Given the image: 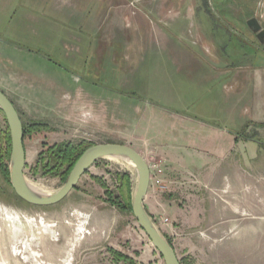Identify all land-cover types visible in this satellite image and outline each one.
Instances as JSON below:
<instances>
[{"label":"rangeland","instance_id":"1","mask_svg":"<svg viewBox=\"0 0 264 264\" xmlns=\"http://www.w3.org/2000/svg\"><path fill=\"white\" fill-rule=\"evenodd\" d=\"M125 1L137 4L148 24L136 44L143 50L131 59L123 49L117 67L109 63L99 72L96 57L39 35L40 14L61 33L90 34L75 10L56 9L50 1L0 0V90L26 128L27 181L47 193L65 184L45 168V146L139 149L149 164H161V171L151 170L145 208L183 264H264V126L227 120L233 81L216 75L243 66L246 58H223L218 67L200 30L210 16L216 38L231 40L226 49L252 54V32L238 22L247 23L259 0ZM155 23L170 44L157 39ZM176 48L197 55H176ZM7 127L0 113V132ZM220 130L230 145L213 143ZM152 147L156 151L148 152ZM125 173L134 196L135 168L102 159L65 200L38 207L22 201L0 169V264H126L116 263L110 249L135 264H165L133 212L119 207L117 175Z\"/></svg>","mask_w":264,"mask_h":264},{"label":"crops","instance_id":"2","mask_svg":"<svg viewBox=\"0 0 264 264\" xmlns=\"http://www.w3.org/2000/svg\"><path fill=\"white\" fill-rule=\"evenodd\" d=\"M46 3L50 1L51 6L65 9H73L76 14L88 21L82 19L88 26L90 34L80 36L76 32L61 33L60 29L54 27L53 19L48 16L39 15V35L48 33L55 38L62 39L61 42L65 47L72 43L74 51H83L85 55L96 57V70L102 72L107 70V65L111 63V67H117L119 56H123L124 51H129L127 57L132 59L133 56H138L137 50H143L142 46L136 44L142 43L143 36L147 29V23L140 19V10L133 1L125 0H44ZM43 1V2H44ZM40 2H42L40 0ZM42 2V3H43ZM85 15V16H84ZM88 17V18H87ZM257 17L264 28V0H259L258 4L252 9L248 18ZM208 19L201 22L204 29H200L202 34H206L204 38V49L207 54L212 56L218 67L223 65V58L232 61L236 58L245 57L246 63L243 66L235 68H224L225 70L218 72L216 75L231 77L233 81L232 91L227 96V104L225 115L228 121H232L234 125L236 120L247 118L253 123H264V43H260L254 33L249 43L253 50L252 54H248L245 50L226 49V45L230 46L228 39L216 38L217 26L216 23ZM147 20V19H146ZM161 22V21H160ZM205 23V25H204ZM248 30L246 20L238 22ZM240 25V26H241ZM127 26H133V32L128 33ZM157 33V39L164 43H169L171 40L162 31L157 24L150 25ZM209 26V27H208ZM205 29L208 31L205 33ZM251 32V31H250ZM63 34V35H62ZM61 35V37H60ZM226 37L230 36V30L226 29ZM225 38V37H224ZM228 41V42H227ZM70 42V43H69ZM124 42V43H123ZM121 43V44H120ZM141 45V44H140ZM187 51V52H186ZM191 55L192 58L197 55L182 48H176L175 54ZM195 58V57H194ZM227 61V60H226ZM112 69V68H111ZM219 71V68H218ZM242 105V106H241ZM241 112L240 116L237 113ZM100 116H102L100 114ZM219 131V130H218ZM220 138L213 139V143L217 145H230V139L225 138V132L220 130L218 134ZM203 141V140H202ZM151 144L149 143V147ZM141 154V150L133 148ZM156 151L155 148H148V152ZM165 152L164 149H161ZM153 153V152H152ZM143 156V154H141ZM144 157V156H143ZM145 158V157H144Z\"/></svg>","mask_w":264,"mask_h":264},{"label":"water","instance_id":"3","mask_svg":"<svg viewBox=\"0 0 264 264\" xmlns=\"http://www.w3.org/2000/svg\"><path fill=\"white\" fill-rule=\"evenodd\" d=\"M248 29L260 43H264V28L257 17L247 21ZM0 109L3 111L11 134V184L16 195L24 202L38 207H49L61 203L76 188L81 178L102 159H123L131 162L137 172V185L133 196L132 212L139 226L147 234L165 264H181L169 241L162 235L145 208L150 189L152 173L149 163L135 149L122 144H97L88 148L75 164L68 180L55 193H35L29 187L25 176L26 149L24 126L19 112L8 96L0 90Z\"/></svg>","mask_w":264,"mask_h":264},{"label":"trees","instance_id":"4","mask_svg":"<svg viewBox=\"0 0 264 264\" xmlns=\"http://www.w3.org/2000/svg\"><path fill=\"white\" fill-rule=\"evenodd\" d=\"M0 113L5 118V115L1 109H0ZM258 126L259 127L264 126V124ZM26 137H27V132H26V128L24 127V144ZM94 145L95 144L90 143V144H81L78 146H74L70 143H60V144L45 146L46 150L42 153L41 160L44 162L45 168L48 169L49 172H53L56 175H59L62 181L66 183L79 158L88 148ZM11 153H12L11 134L9 127H7V130L5 132H0V169L4 179L9 184H11V177H10ZM94 179L98 182H101L100 179L98 178L94 177ZM117 182L119 184L118 199L121 201L119 207L123 211L132 212V202H133L132 177L130 174L127 173L118 174ZM107 192L110 196L109 201H112L114 195H112V193H110L109 190ZM169 243L171 244L170 241ZM109 252L113 255L116 263L125 262L126 264H135L133 259L127 257L126 255H123L122 253L116 252L115 250L112 249H110ZM181 264L183 263L181 262Z\"/></svg>","mask_w":264,"mask_h":264},{"label":"bare ground","instance_id":"5","mask_svg":"<svg viewBox=\"0 0 264 264\" xmlns=\"http://www.w3.org/2000/svg\"><path fill=\"white\" fill-rule=\"evenodd\" d=\"M116 160H121V161H124L126 163H128L130 166L133 167V164L127 160H123V159H116ZM29 184V187L31 188V190L35 193H39V194H44V193H47V192H44L39 186H37L36 184H33V183H30L28 182ZM48 227V226H46ZM48 229V228H47ZM52 234V233H51Z\"/></svg>","mask_w":264,"mask_h":264},{"label":"built area","instance_id":"6","mask_svg":"<svg viewBox=\"0 0 264 264\" xmlns=\"http://www.w3.org/2000/svg\"><path fill=\"white\" fill-rule=\"evenodd\" d=\"M149 166H150V169L153 171V170H157V171H161L160 169H161V164H154V165H151V164H149ZM151 171V172H152Z\"/></svg>","mask_w":264,"mask_h":264}]
</instances>
